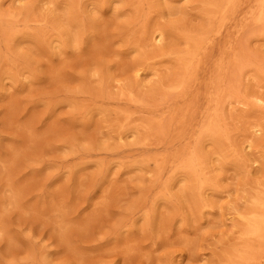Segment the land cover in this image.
I'll return each mask as SVG.
<instances>
[{
    "label": "rangeland",
    "instance_id": "374dc122",
    "mask_svg": "<svg viewBox=\"0 0 264 264\" xmlns=\"http://www.w3.org/2000/svg\"><path fill=\"white\" fill-rule=\"evenodd\" d=\"M0 264H264V0H0Z\"/></svg>",
    "mask_w": 264,
    "mask_h": 264
},
{
    "label": "bare ground",
    "instance_id": "6f19581e",
    "mask_svg": "<svg viewBox=\"0 0 264 264\" xmlns=\"http://www.w3.org/2000/svg\"><path fill=\"white\" fill-rule=\"evenodd\" d=\"M225 5V4H224ZM258 15H259V13H258ZM262 15V14H261ZM259 18V17H258ZM156 42V41H155ZM188 67V66H187ZM227 97V96H226ZM261 101V100H260Z\"/></svg>",
    "mask_w": 264,
    "mask_h": 264
}]
</instances>
